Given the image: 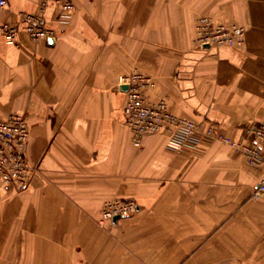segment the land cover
<instances>
[{
    "label": "crops",
    "instance_id": "obj_1",
    "mask_svg": "<svg viewBox=\"0 0 264 264\" xmlns=\"http://www.w3.org/2000/svg\"><path fill=\"white\" fill-rule=\"evenodd\" d=\"M44 1L0 6L20 27L17 43L0 33V119L25 116L40 169L25 191L0 188V264H264V166L219 135L136 146L118 82L150 76L152 102L249 142L264 122V0H73L68 22ZM25 13L56 37L31 38ZM201 16L246 26L245 43L198 47ZM127 197L132 216L100 222Z\"/></svg>",
    "mask_w": 264,
    "mask_h": 264
},
{
    "label": "built area",
    "instance_id": "obj_2",
    "mask_svg": "<svg viewBox=\"0 0 264 264\" xmlns=\"http://www.w3.org/2000/svg\"><path fill=\"white\" fill-rule=\"evenodd\" d=\"M60 10L58 18L68 22L75 9L73 0H50ZM9 0H0L4 7ZM48 5L44 1L42 8ZM25 30L34 40L56 37L54 29L46 25L44 17L40 14L25 13L22 15ZM0 33L7 42L17 43L20 27L16 23H0ZM197 41L202 46H239L244 44L246 30L243 26L233 25L215 26L207 17L200 19L197 31ZM120 86L126 89L127 100L125 116L127 124L133 132V139L137 146H142L143 139L149 133L167 132L170 134V145L174 148L183 146H196L202 136L219 135L225 142L240 149L247 160L257 166H264V122L254 126L249 142H240L219 133L214 124H209L205 130L202 125L175 114L169 107L166 99L152 102L146 93V88L153 85L150 76L141 72L121 74L118 79ZM30 140V126L23 114L13 113L6 119H0V188L5 191H25L30 188L33 179L39 174L40 169L33 164L28 156ZM253 197L264 198V174L256 186ZM137 209L133 199L110 201L102 214V221L112 220L117 215H127Z\"/></svg>",
    "mask_w": 264,
    "mask_h": 264
},
{
    "label": "rangeland",
    "instance_id": "obj_3",
    "mask_svg": "<svg viewBox=\"0 0 264 264\" xmlns=\"http://www.w3.org/2000/svg\"><path fill=\"white\" fill-rule=\"evenodd\" d=\"M202 17H207V18H209V20L211 21V24L212 25H215V26H219V25H225V26H233V25H240V26H243L244 28H245V30H246V33H247V27L246 26H244V25H242V24H239V23H231V22H224V21H215V20H213L211 17H209V16H201L200 18H199V20H198V22H197V26H196V37H195V43H196V45L198 46V47H207V46H202V45H200V43H198V41H197V38H198V36H197V31H198V26H199V24H200V19L202 18ZM245 41H246V37H245ZM245 43V42H244ZM208 46H212V45H208ZM214 46H216V45H214ZM228 46H231V45H228ZM239 46H241V45H239ZM217 47V46H216ZM160 101V100H159ZM124 111H125V108H124ZM180 116V115H179ZM125 118H126V116H125ZM186 118V117H185ZM189 119V118H188ZM193 121V120H192ZM195 122V121H194ZM126 123H127V121H126ZM197 123V122H196ZM199 124V123H198ZM130 127V126H129ZM131 128V127H130ZM132 130V129H131ZM156 133H161V132H156ZM162 133H167V132H162ZM149 134H154V133H149ZM148 135V134H147ZM146 135V136H147ZM132 138H133V132H132ZM144 140V139H143ZM133 142H134V139H133ZM134 144H135V142H134ZM142 144H143V142H142ZM136 145V144H135ZM137 146V145H136ZM138 147H140V146H138ZM240 150V149H239ZM242 152V151H241ZM243 153V152H242ZM244 154V153H243ZM246 157V156H245ZM247 159V158H246ZM18 191H20V190H18ZM127 199H133L136 203H137V201L134 199V198H132V197H127V198H115V199H111V200H109V201H107L106 202V204L104 205V208H103V210H102V214H103V211H104V209H105V207L109 204V202L110 201H115V200H127ZM137 209H138V203H137ZM137 209H136V211H137ZM136 211H134V212H131V213H128L127 215H117V216H115V217H113V219L112 220H108V221H105L103 224H106V223H108V222H113L114 220H117V219H119V218H121V217H129V216H132ZM102 214H101V217H100V222L102 221Z\"/></svg>",
    "mask_w": 264,
    "mask_h": 264
},
{
    "label": "water",
    "instance_id": "obj_4",
    "mask_svg": "<svg viewBox=\"0 0 264 264\" xmlns=\"http://www.w3.org/2000/svg\"><path fill=\"white\" fill-rule=\"evenodd\" d=\"M124 88H125V89H127V88H128V86H124Z\"/></svg>",
    "mask_w": 264,
    "mask_h": 264
}]
</instances>
